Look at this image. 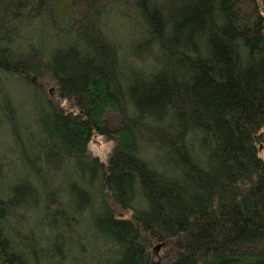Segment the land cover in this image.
Segmentation results:
<instances>
[{"label":"trees","instance_id":"16d2710c","mask_svg":"<svg viewBox=\"0 0 264 264\" xmlns=\"http://www.w3.org/2000/svg\"><path fill=\"white\" fill-rule=\"evenodd\" d=\"M0 128V264H264V0H0Z\"/></svg>","mask_w":264,"mask_h":264},{"label":"rangeland","instance_id":"374dc122","mask_svg":"<svg viewBox=\"0 0 264 264\" xmlns=\"http://www.w3.org/2000/svg\"><path fill=\"white\" fill-rule=\"evenodd\" d=\"M17 115L20 116V120H21V118L23 119V121H27V119H28L29 123L31 122L30 114H29V111L26 107H24V109L21 110V112L18 113ZM31 133H32V135H34L36 133L34 127L31 128ZM20 138H21V141L23 143H25L28 139L27 135H25L24 132L20 133ZM7 144H8V141H6V139L4 137L3 129L0 128V151L6 150L9 147ZM88 148L93 155H96L99 158L104 159L107 151L110 148V144L104 142L100 138H94L89 143ZM10 165H12V166H10L11 170H8V171H7V169L5 171L4 168H0V178H1L0 179V185L3 184V182L6 178V176H4V175L15 176L17 174H21V173L25 172V170L23 168L18 166L15 159H14V162L12 161V163ZM156 245H154L152 247V264H166L168 262L167 257L169 254L170 244H165V245L160 244V247L158 249L154 248Z\"/></svg>","mask_w":264,"mask_h":264},{"label":"water","instance_id":"95a60500","mask_svg":"<svg viewBox=\"0 0 264 264\" xmlns=\"http://www.w3.org/2000/svg\"><path fill=\"white\" fill-rule=\"evenodd\" d=\"M160 247V244H157L154 248L158 249Z\"/></svg>","mask_w":264,"mask_h":264}]
</instances>
